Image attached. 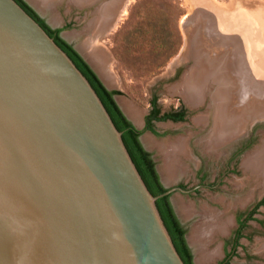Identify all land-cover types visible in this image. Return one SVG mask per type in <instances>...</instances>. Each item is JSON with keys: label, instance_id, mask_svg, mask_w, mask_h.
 <instances>
[{"label": "water", "instance_id": "water-1", "mask_svg": "<svg viewBox=\"0 0 264 264\" xmlns=\"http://www.w3.org/2000/svg\"><path fill=\"white\" fill-rule=\"evenodd\" d=\"M174 191L150 192L87 77L0 0V264H185L157 206Z\"/></svg>", "mask_w": 264, "mask_h": 264}, {"label": "rangeland", "instance_id": "rangeland-1", "mask_svg": "<svg viewBox=\"0 0 264 264\" xmlns=\"http://www.w3.org/2000/svg\"><path fill=\"white\" fill-rule=\"evenodd\" d=\"M24 1L50 27L62 28V38L73 44L85 60L89 61L90 58L89 47L95 49L104 60L102 65L105 68L90 61L92 69L107 88L122 93L117 97V102L136 127H144L145 118L155 99L162 111L180 108L190 111L186 123H158L155 129L159 135L146 132L142 136V143L154 154L167 187L176 183L189 185L196 182L197 169L201 165L200 158L204 160L203 169L208 172V180L221 175L227 170L233 148L238 143L241 144L246 134L256 127L253 147L231 163L232 168L229 169L233 173L225 178L221 187L215 191L203 190L201 196L195 199L179 192L173 195L195 264H220L231 251L229 244L237 227L236 216L252 209L264 197L263 178L255 177L243 169L246 157L264 142V29L263 32L260 29L264 24V0H213L224 8L214 7L217 5L211 0H128L127 4V0H118L117 3L115 0H92L90 3L83 1L81 4L73 0H51V7L41 5L35 0ZM109 4L117 5V12L111 17L109 26L101 30V13ZM261 4L262 12L257 7ZM214 40L226 41L228 45H218ZM225 49L238 53L235 60H238L237 66L243 77L242 86L249 91L244 100L251 105L247 108L246 115L251 116L240 129V134H235V138L231 137L230 141L227 140L216 151L207 144L214 123L211 95L222 85V70L217 66V56L214 53ZM212 61V71L208 72L211 77L206 81V95H209L200 106H191L183 97L181 85L183 86L186 76L201 70ZM178 69L181 72L173 80L172 77ZM254 106L258 109V114L253 115ZM201 117L205 118L204 122ZM179 140L187 142L189 152L193 150L196 155L195 158H190L191 152L189 158H182L181 163L176 164V167H180L179 172L171 178L168 175V161L172 162V159L169 160L171 145ZM254 177L257 181H254ZM206 207L223 220H230L224 235L217 233L209 239L200 233L202 223L207 220L203 215ZM254 219L264 223V206L259 209ZM257 220L249 222L242 233L236 254L226 264H264V226ZM198 234L205 239H199ZM214 252L217 253L212 259H201L205 254Z\"/></svg>", "mask_w": 264, "mask_h": 264}, {"label": "bare ground", "instance_id": "bare-ground-1", "mask_svg": "<svg viewBox=\"0 0 264 264\" xmlns=\"http://www.w3.org/2000/svg\"><path fill=\"white\" fill-rule=\"evenodd\" d=\"M35 1L37 3H40L41 5H44V6H48V7L53 6V2H49L51 0H35ZM73 1H75V3L81 4V2H83V1H85L86 3H90V1H92V0H73ZM207 1L210 2V0H207ZM211 1L213 2V4L215 3L213 0H211ZM117 2H118V0H115V3H117ZM127 2H128V0L125 2V4H127ZM215 4L217 6L214 5V7L224 8L223 5H218L217 3H215ZM235 5H236V2H235ZM257 7L260 10L264 8L262 6V4L260 6L257 5ZM257 7L255 9H258ZM116 8H117V5L113 6V4H109L108 6L103 8V11H102L103 13H101V15L103 17L102 18L103 20L101 22L102 26L101 25H100L101 27L99 26L101 28V30H105L109 26L110 20L112 19L111 17L114 15L115 12H117ZM215 10H216V8H215ZM263 10H261V12ZM121 12H123V9L121 10ZM261 12H259V13H261ZM253 15L255 16V14H253ZM241 18H243V17H241ZM184 23H186V22L184 21ZM258 23L262 24L261 21L260 22L258 21ZM263 26H264V24H263ZM263 26H260L261 31L264 29ZM100 28H98L97 30H100ZM101 30H100V32H101ZM214 42H217V40H214ZM225 42L226 41L221 40V42H217V44L227 46L228 44ZM232 47L235 48V46H232ZM94 50L95 49H93V47H89V51H90V58H88L89 61L93 62L97 66L100 65L102 68H105V66L102 65L104 63V62H102L103 59ZM228 50L225 49L224 51H222L220 53H218V52L214 53L217 56V66L221 67V70H222L221 71L222 73L220 76V81H221L222 85L218 91H215V93L211 95V99L213 102V105H212L213 110L212 109L211 110L214 112V116L212 114H211V116L214 117V120H213L214 123H213L212 133H211L210 139H208L209 141H207V144L210 146L211 149H214L216 151H219L221 146H223L224 143L227 142V140L232 139L235 134L239 135L240 134L239 131H241L240 129L244 127L243 126V125H245L244 123L251 116L250 114L246 115L247 108L249 109L251 107V105L248 104L247 102H245V100H244L245 96L249 93V91L246 87L243 88V86H242V84L244 83V81L242 80L243 77L240 75L241 73L239 72V67L237 66V65H239L237 63L238 60L237 61L235 60L238 53L235 54L232 52V50L231 51H228ZM233 50H235V49H233ZM237 52H239V51H237ZM213 65H214V63L212 61V62L208 63L207 65L205 64V67L201 68V70L194 72L190 76L185 77L184 82H183V86L181 85V88L183 90V97L185 98L186 102L188 104H190L191 106H197V105L201 104L202 102H204L203 100L205 99V97L209 95V94L206 95V92L208 89L206 81H207V79H210V77H211V76H209L208 72L212 71V70H210V68L213 67ZM101 67H100V69H101ZM100 71H102V70H100ZM251 96H253V95H251ZM254 101H256V100H254ZM256 109L257 108L255 107L253 115L255 113L258 114L257 113L258 111H256ZM211 110H210V112H211ZM262 114H264V113L262 112ZM205 118H206V116H205ZM205 118L204 119L202 118L201 120L204 122ZM207 119H208V117H207ZM205 123L207 124V121ZM238 132H239V134H238ZM234 138H235V136H234ZM186 143L187 142H185L184 140H179L174 145H171L172 149H171V154L169 155L170 158L167 155L169 160L172 159V162L168 161L169 162V164H168V166H169L168 167V169H169L168 173L169 174L168 175L171 178L173 176H175L180 170V167L179 168L176 167V164H178V163L180 164L182 158H189L190 157ZM163 152L166 153L167 151L164 150ZM169 152H170V150H169ZM166 154H168V153H166ZM243 167H244L243 169H245V172L246 171L250 172V174L255 176V177L261 176L263 178L262 179L263 180L262 185L264 187V142L252 154H250L246 157V159L243 162ZM255 177L253 179H256ZM254 181H257V179ZM258 183H259V181H258ZM203 212H204L203 215L207 220L204 222V224L202 223L203 226L201 225L202 226L201 231L198 230V231H200V233L202 232V235H204L205 237H207L209 239L210 238L212 239L213 235H215L217 233L223 234V233L227 232L228 225L230 223L229 219H228V221L223 220L219 215L215 214L214 211H212L211 209H209L207 207L203 209ZM199 236L200 235L198 234V238L200 239L201 237H199ZM193 237H195V236H193ZM202 238L205 239L204 237H202ZM205 242H204V244H205ZM216 253L217 252H214V254H212V253L208 254L207 253V254H205V256H203L202 258L200 257V258L203 259L204 261H207V260L212 259Z\"/></svg>", "mask_w": 264, "mask_h": 264}, {"label": "trees", "instance_id": "trees-1", "mask_svg": "<svg viewBox=\"0 0 264 264\" xmlns=\"http://www.w3.org/2000/svg\"><path fill=\"white\" fill-rule=\"evenodd\" d=\"M18 4H20L28 14H30L44 29L45 31L55 40V42L70 56V58L74 61L77 67L82 71V73L87 77V79L92 84L93 88L96 90L97 94L101 98L103 104L111 115L113 122L119 131L123 133V140L125 145L136 164L142 178L144 179L148 189L154 196L161 195L165 193L167 190L163 189L160 183L157 181L156 176L154 175L153 167L151 161L149 160V154L144 152L142 146L138 140V136L141 135L145 131H151L154 134H158L154 129V126L151 124V120H181V118L175 117L171 114H165L161 118L157 119V116L160 112L158 108L156 99L152 101L153 110H151L150 114L146 117V126L144 130L137 131L136 128L130 123L126 122V118L120 112L118 106L112 98V95H121L122 93L118 90H114L109 92L105 86L98 79L97 75L93 72V70L89 67V65L82 59V57L71 47L65 40L58 37V34L63 31V29L52 30L49 28L42 20L38 18V16L34 13V11L28 6V4L24 0H16ZM167 196L160 198L157 200V206L160 211V214L164 220V223L172 237L174 245L179 252L181 258L183 259L185 264H192L190 252L183 240L182 230L174 219L172 213L167 207ZM264 204V201H261L257 207ZM252 212L248 218V220H253ZM245 228V222L242 223L241 228L237 232L236 236V245L233 250L238 246V241L242 237V231Z\"/></svg>", "mask_w": 264, "mask_h": 264}, {"label": "flooded vegetation", "instance_id": "flooded-vegetation-1", "mask_svg": "<svg viewBox=\"0 0 264 264\" xmlns=\"http://www.w3.org/2000/svg\"><path fill=\"white\" fill-rule=\"evenodd\" d=\"M26 2V1H25ZM27 3V2H26ZM28 4V3H27ZM28 6L34 11V13L38 16V18L40 20H42L49 28H51L52 30H57V29H62V28H53V27H50L46 21L37 13V11L31 6L28 4ZM63 32V31H62ZM62 32H60V34H58V37H60L61 39L62 38ZM64 40V39H63ZM68 43V42H67ZM71 47H73V49L82 57V55L78 52V50L75 48V46L71 43H68ZM82 59L88 64V62L82 57ZM89 65V64H88ZM89 67L92 69V67L89 65ZM93 70V69H92ZM93 72L97 75V73L93 70ZM181 72V69H178L175 71V75H173V80H175L179 73ZM98 79L101 81V83L105 86V84L102 82V80L100 79V77L97 75ZM105 88L109 91V92H112L114 91L113 89H109L105 86ZM117 97L118 95H112V98L113 100L115 101L116 105L118 106L120 112L122 113V115L126 118V122H130L135 128L137 131H142L144 130L145 126H146V118H145V123H144V127L143 128H138L134 125L133 122L130 121V119L125 115V113L123 112V110L121 109V107L119 106L118 102H117ZM157 101V100H156ZM158 105V104H157ZM159 108V106H158ZM160 109V108H159ZM151 110H153V105L151 106ZM151 112V111H150ZM150 112L148 113V115L150 114ZM165 114H171V115H174L175 117H178V118H181V120H177V121H173V120H167V121H160V120H151V124L154 126V129H155V126L158 124V123H163V122H172L174 124H178V123H186L187 119L189 118V114H190V111L188 109H185V108H180V109H176L174 111H162L160 109V112L157 116V119L161 118L163 115ZM147 115V116H148ZM156 130V129H155ZM157 131V130H156ZM146 132H151V131H145L143 132L141 135L138 136V140L142 146V149L144 150V152H146L147 154H149V160L151 161V164H152V167H153V171H154V175L156 176L157 178V181L160 183L161 187L165 190H171V189H174V188H182L184 189L186 192L185 193H182L180 191H174L172 192L170 195H167V207L169 208L170 212L172 213L174 219L177 221V223L179 224L181 230H182V237H183V240L190 252V256H191V262L192 264H195V258H194V254H193V251H192V248L189 244V241H188V238H187V232H186V229L176 211V208H175V205H174V200H173V195L176 193V192H179L181 194H184V195H188L189 197H192V198H198L199 196H201L202 194V191L203 190H210V191H215L217 190L219 187H221L225 181V178L228 177L230 174H232V169H229L231 167V163L236 160L237 158H239L240 156H242L243 154L247 153L254 145L256 139V127L253 128L249 133L246 134V136L244 137V140L241 144H237L236 147L233 148L232 150V157L228 163V166H227V170L225 172H223L221 175L217 176V177H214L213 179L211 180H208V172H206L203 168H204V160L203 159H199V162H200V167L197 169V174H196V182L192 183V184H189V185H186L184 183H176L174 186L172 187H167L165 184H164V181H163V178H162V175L158 169V165H157V162H156V159L154 157V154H152L148 149H146V147L144 146V144L142 143V136L146 133ZM153 133V132H151ZM158 133V132H157ZM154 134V133H153ZM155 135H159L158 134H155ZM236 144V143H235ZM235 146V145H234ZM191 150V148H190ZM189 152V150H188ZM192 152V156L190 158H195V153L193 152V150H191ZM189 152V153H191ZM232 168V167H231ZM261 201H264V197L260 200ZM259 202V203H260ZM257 203V205L259 204ZM257 205H255L252 209H250L249 211H247L246 213H240L236 216V224H237V227L235 229V231L233 232L232 234V241L230 242L229 245H231V251H229L225 257V259L220 263V264H226L229 259L234 256L240 246V241L242 239V237L240 238V240L238 241V246L236 247L235 251H234V254L233 253V250L235 248V245H236V236H237V232L238 230L241 228L242 226V223L245 222V228L243 229V231L247 228L248 224L250 221H253V220H257V219H254V216L256 215V213L259 211V209L261 207L264 206L261 205L259 207H257ZM252 212H255L253 214V220H248L250 214ZM257 222L261 225V226H264V223L262 221H258ZM242 231V233H243Z\"/></svg>", "mask_w": 264, "mask_h": 264}]
</instances>
